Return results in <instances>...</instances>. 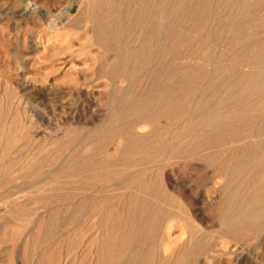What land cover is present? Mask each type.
I'll use <instances>...</instances> for the list:
<instances>
[{"label":"bare ground","instance_id":"obj_1","mask_svg":"<svg viewBox=\"0 0 264 264\" xmlns=\"http://www.w3.org/2000/svg\"><path fill=\"white\" fill-rule=\"evenodd\" d=\"M3 21L15 63L104 81L107 112L61 128L38 108L55 132L30 131L0 76V264H214L264 241V0H11Z\"/></svg>","mask_w":264,"mask_h":264},{"label":"rangeland","instance_id":"obj_2","mask_svg":"<svg viewBox=\"0 0 264 264\" xmlns=\"http://www.w3.org/2000/svg\"><path fill=\"white\" fill-rule=\"evenodd\" d=\"M10 1L11 0H0V4L4 5V6H8ZM22 24L24 25L22 27L25 28V23L23 21L21 22V25ZM4 27H6V29L8 28V22H6V21L2 22V25H1V28H2L1 31L2 32L0 31V35H2L1 37L6 36V38H7L6 34H8L9 28L7 30H5ZM17 50L21 54L22 53L23 54L28 53L26 55V58H30L31 55L29 54L28 51L24 50L22 45L18 46ZM14 57H15V54L9 50L8 46H6V47L0 46V76L6 81V85H5L6 87L5 88L9 87L8 88L9 91L10 90L12 92L14 91V93L16 92L18 95L24 93V96H25L24 100H26V102L24 101L25 106L24 105L22 106V110L25 109V112H23L24 111L23 110L21 113L24 114V116H22V114L20 113V117L22 116L21 117V119H23L22 122L25 121L23 123H31L30 124L31 126L30 125L27 126L25 124V126H27V128L30 131H32L33 127L35 129L36 125L38 126V128L36 127L37 129H35L36 131L43 132V130H44L45 132H47L48 130H51L50 127H47L46 125H44V124L48 123L47 122L48 120L49 121L51 120L52 123H55V126L59 123L57 126H59L61 128H64V126L65 127H67L69 125L71 126L72 122H74L73 118L76 116H79L81 120L83 118V121L84 120H85V122L87 121L86 123L89 122L88 126L86 125L87 128L91 127V125H93V124H99L100 122H102L104 120V118L106 116V112H107V110H106L107 109V97H106L107 86L104 85L105 84L104 81H102V80L95 81L92 83V86H90L88 88H86V87L78 88L80 91L79 92L78 89H71L70 87H68L69 86L68 85V79H69L68 77L67 78L61 77L57 73H54L53 75L51 74L48 77V80L54 82L53 84H50L49 82L44 81V79H43V81H44L43 82L41 80L42 78H41L40 74L38 73V70H36V68L30 67L29 65H26V64H19L18 65V63H15ZM18 68H21L20 69L21 72L17 70ZM24 76H25V79H22V78H24ZM118 84H119V86H124V83H122V82H119ZM26 87L29 90L28 89L26 90ZM2 88L4 89L3 85L0 87V91L2 90ZM23 89H24V91H23ZM30 91H32L31 92L32 94L30 93ZM19 92H21V93H19ZM33 92L38 97L36 95H34ZM70 92H72V93H70ZM27 94H28V96H26ZM59 95L60 96L63 95L62 97H64V98H60ZM40 97H41V99H40ZM74 103H75V105H74ZM76 104H77V106H76ZM65 105H66V107H65ZM60 107H62V109H64V111L62 109H59ZM34 109L35 110L38 109V112L41 113L42 115L44 113L45 114V115H43L44 118L47 119V117H48L47 121L46 120L39 121V120L35 119V116H33V114H34L33 110ZM31 112H33V113H31ZM26 114H28L27 117H26ZM72 115H73V117H71ZM87 117L90 119H88ZM26 119L27 120L30 119V120H28L29 122ZM36 121H38L40 123L37 122L38 124H35ZM62 121H64V122H62ZM67 121L68 122L71 121L70 124ZM83 121H81V122L85 123ZM86 126H85V129H87ZM45 128H46V130H45ZM34 129H33V131H35ZM52 130L50 132L54 133L55 131H52ZM171 186L172 185L167 184L168 190L172 191L173 186L172 187ZM186 203L184 202V204L186 205V206L185 205L184 206H185L186 210L188 209L189 215L191 214L190 216L193 217L194 220H196V223L201 225V227L202 226L203 227L205 226V228L208 227L209 223H207L206 220H205L206 222L203 221L205 218L202 216V214H198V212H197L198 211L197 208L200 205L197 206V204H194V202L190 199L186 200ZM191 203L194 205H192ZM190 205L192 206V208H190L191 207ZM204 210L207 212V208L205 209V207H204ZM192 213L194 216L192 215ZM195 214H197V215H195ZM197 216H198V218H195ZM198 219H200V220L198 221ZM15 221L17 224H20L19 220L15 219ZM200 221H201V223H200ZM202 222H203V224H202ZM205 224L206 225L208 224V225L206 226ZM244 238L245 239H243V240H245V241L242 240V242L244 243L243 249L238 255H236V256L230 255L231 257H229V255H227L228 256L227 260H226L227 257L225 256L221 260H219L220 263L218 261L217 262L215 261L216 263L214 262V264H221V262H222V264H226V263L227 264H264V250H263L264 249V247H263L264 241L259 240V239H254V237L252 238L250 236H247ZM22 239H23V235L20 237L19 240H17L15 242L14 253L20 252L22 250V247H21L22 246ZM3 242L2 241L0 242V252L2 250H4L9 243L7 241L6 242L3 241ZM236 257H237V259H235ZM233 259H235V260H233ZM10 264H12V262ZM13 264H14V261H13Z\"/></svg>","mask_w":264,"mask_h":264}]
</instances>
